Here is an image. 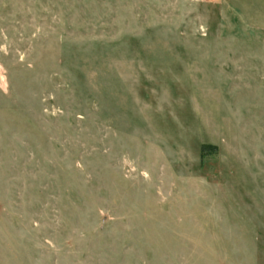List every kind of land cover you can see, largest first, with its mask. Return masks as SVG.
I'll use <instances>...</instances> for the list:
<instances>
[{"label":"rangeland","instance_id":"rangeland-1","mask_svg":"<svg viewBox=\"0 0 264 264\" xmlns=\"http://www.w3.org/2000/svg\"><path fill=\"white\" fill-rule=\"evenodd\" d=\"M0 264H264V0H0Z\"/></svg>","mask_w":264,"mask_h":264},{"label":"trees","instance_id":"trees-1","mask_svg":"<svg viewBox=\"0 0 264 264\" xmlns=\"http://www.w3.org/2000/svg\"><path fill=\"white\" fill-rule=\"evenodd\" d=\"M211 148H212V147H209V146H205V145H204V146L202 147V150H206V149L210 150Z\"/></svg>","mask_w":264,"mask_h":264}]
</instances>
